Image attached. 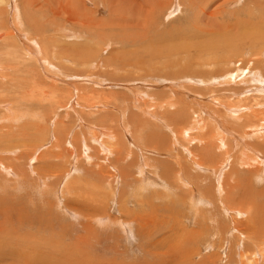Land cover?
Returning <instances> with one entry per match:
<instances>
[{
	"label": "rangeland",
	"instance_id": "rangeland-1",
	"mask_svg": "<svg viewBox=\"0 0 264 264\" xmlns=\"http://www.w3.org/2000/svg\"><path fill=\"white\" fill-rule=\"evenodd\" d=\"M23 1L24 0H19V1L17 0L18 6L21 10L24 7V5L27 6L26 8L24 7L23 8L24 11L23 10L22 11L24 12L26 18L28 19L24 18V20L26 19L23 23V25L25 24L23 26L24 28L20 29V32H22L23 31L22 29H24L22 33L23 35L24 34L27 35V36L24 35V38L18 37L17 33L12 29V27H10L11 26L10 21H11L12 15L9 13L8 9H5L4 14H3L4 24L6 25V27H7V24H9L8 29L14 32L13 33L14 44L16 46L17 53L20 55L19 60L21 62H18L17 67L14 68L12 62L1 63L2 61H0V70L4 69L0 73V104L9 103L12 105V107H14L20 112H26L27 114H31V115L33 113L38 114L39 116H41L40 120L38 118L34 124L42 123L46 125V127L48 126L49 129H51L54 123L57 121L56 116L59 115L60 117L59 116L58 117L62 120L63 119L62 116H64V114L67 112L71 116V122L67 124L69 128L70 126L74 127L73 130L76 128L75 133H78V131L83 132L82 136H84L87 140L88 130L80 124L79 122L80 120H78L77 114L71 111V108H73L76 112L79 109L76 106H74V103H76V95H75L76 91H74L75 87L84 86L88 88H93L96 90L98 94L100 93L113 94L114 93L113 96L116 99L120 98V96L122 95H123L122 98H124L125 96H127V98L129 97V101L128 99H126V101H128L129 103L125 102V100L119 99L120 101L117 100L116 102L110 103L109 106H107L105 109L104 107H99V108L96 107L97 109L94 108L93 110L89 109L90 110L89 112L95 115L99 112L98 111L99 109L100 111H104V110H107V108L109 107L108 110H110L112 114L115 113L114 116L117 118L120 117L119 113L123 111L122 115H123V120L125 121L129 117H132V116L134 117L135 116L134 114H137V115L139 114L141 116L140 112L142 110H145V106H149L150 104H153V103L155 105L157 104L156 102L159 103L160 100L169 98L170 102L177 101V103L173 102L174 105H171L170 107L171 109H167L168 111L161 110L160 111L161 113L166 112L168 115L167 117L158 115V119L160 120L158 119L157 121L152 120L153 121L152 122L151 120H149L150 118H148V116H144V123L142 126H137L135 122H133V124L131 125L129 122L127 123L130 128V133L133 132L132 134L133 136L129 134L128 137H126V139H123V141L125 142L127 140V142L130 143V141L133 140L137 145H139V147H143V148H145L146 146H150V147H148L147 149L148 151H146V153H139L140 151L138 152V150L133 148L132 159L127 160L126 161L127 163L126 162L124 163V166L126 168H124L121 171V178H119L118 174H116L118 172H115L116 171L115 168L117 167L119 168L120 164L122 163L121 160L116 161V156H111L107 159L105 158L102 159L101 158L102 156L100 157V155H98L95 158L94 162H92L91 164H87L83 156H81L82 158L78 156L79 152L82 150V146L80 142L77 144V147L75 148L74 165L77 171L70 179V181L73 182V187L64 186L63 188H61V185L59 184V180L64 175V172L70 169L72 165V162L70 161L69 158L66 160L62 159L61 161L51 160V159L50 160L42 159L41 161H36L35 163L34 161L29 162V160L27 161L26 159H25L26 161H23V162L20 161L19 163H22L23 170L29 176V179H28L29 181L27 184L28 187H26V183H25L26 181L23 183L24 187L22 188H13L14 186L13 181L10 180V182H8L10 178H7V177H5L3 180L0 181V184L3 185V188H7L8 190V191H3L2 188L0 189V223H2L3 221H6L11 216L12 219L10 220L13 221L15 227H18V225L21 223L34 224L32 217L30 215L38 210L43 211L46 214V211H48L49 209L51 212L50 216H52L51 217L52 223L54 226H56V228L50 227L47 224L48 221L45 222L43 220H41L37 224V226L39 225L40 228H42L43 226H46L42 229L48 228L49 230H51V232L52 230H54L53 234L57 238L53 237L52 239L56 238L55 240H57L59 238L58 240H59L60 245L59 247L56 245V243H53L52 245L53 247L57 246V249L61 257L69 261L71 264H75V261L80 262V260L84 258H86V260L91 259L93 260V264H97V261L95 260V258H93V255H91L89 252L86 251V255L82 257L81 254L80 253L78 254V251L75 250V246H74V244H76L74 243L75 236H77V234L81 235V232H82L81 231L82 229L81 228H80L81 230L79 229L80 225H75V228L71 234L72 237L74 238L73 241L70 240L68 236L69 233L65 234L66 232L62 230L66 228V226H69V224L75 220L71 219L70 217L68 218V216L63 213L62 209L60 208V203L62 204L66 203L67 205L74 203L75 204L74 206H77L76 204L77 201H75V199H78V202L80 200H84L82 207L86 208L89 203L90 198H93L94 200H100V202L99 203L97 202L98 204L96 203L92 207L94 206L95 207L96 206L106 207L107 211H110L109 212L110 216L115 217L117 216V213L115 211V204H113V201L111 200L112 198L110 199L111 196H110L109 190H115L117 191V193L118 191L120 192L122 191L123 197H121V200L125 199L127 201L128 207L132 206V208L136 209V206L134 205L135 203L137 207H140V206H143V207L147 206L150 208L153 207L155 210L158 209L156 212H153V214L155 213L154 215L157 218V220L159 219L171 220L172 222L173 221L178 222L179 224H181V226L185 227L184 229L186 233L184 232V235H186L185 237H188L189 241L192 244L189 245L188 247H184V246L179 247L182 253L181 252L177 253V251L176 253H173L171 251V255L174 257V264L175 262H177L178 259H180V255H184V254L190 255V257H192L191 262L193 264H197V263L199 264L202 262L204 264H238L239 262H237L238 260L236 256L232 257L231 259L232 261L228 260V256H229L228 254L233 253L231 252V248L233 249V246H234L235 248L237 247V249H240L238 247L239 246L238 242L243 243V248L246 247V245H248L250 249H252L257 243H260V242L255 241V239L259 237L256 234L257 225L255 223L256 222L264 223L263 221L264 211H262L264 210L263 209L264 207V181L258 182L257 180H255L253 176H251L252 171H254L253 168L255 166H260V165L259 164L245 165L244 163L237 164V158H238V163H239V157H240V153L242 149L241 142H244V141H237V143H235V141L231 139L233 135L230 136L232 146H230L229 149L231 152L229 151V155H226V157L223 156L224 160L228 161V163H227L226 168L222 167L223 171H222V176H221V185L222 186L224 185L225 187L226 184L224 181L226 179H229L230 180V182L228 183L229 186L236 187L234 193L231 195L235 198L238 196V194H240V191H243L244 189L246 190L244 191H245L246 196L248 195L247 199L249 198L250 201H253V202L255 200V203H253V202H250L248 199L249 205H251V207L254 206V211L257 213V214L254 213L253 215H250V216L236 217L233 214L226 215L223 213L220 207L217 208L215 207V205H213L212 207L211 206L207 207V208L204 206L203 207L201 206L199 207L200 209L197 208V210L198 209L199 210L198 211L196 210L197 212L195 211L196 212L195 214L193 210H190L189 206L184 204L185 202L183 200H185V198L181 200L182 195L180 194H179L180 196L178 194L177 195L170 194V196H172L171 198L173 199H169L165 197H160V198L151 197L150 195L153 192H159L161 189L149 188L147 191L144 192L138 188V179L136 178V164L139 163L138 161L139 159L137 158L135 162L133 160L135 156L137 155L141 159H143V157L145 156L146 160H149L148 161L149 163L151 162L150 163L151 166L146 169L147 170L146 173H148L147 175L153 176L152 175L153 169L160 166V163L165 159L164 161H166L165 163L167 164V166L169 168L171 167L173 168L172 172H178L181 174L184 173L185 171L187 172L184 179L188 182H191L189 185L186 186L188 187L187 188L188 191H192L195 188H200L196 190V193H199L203 197V195L200 192L204 191L205 193H207L208 190L209 191L211 190L212 194L211 192L210 194L212 195V197L214 196L213 198H215L216 201L221 200V198L218 199L219 179L216 177H213L212 171L211 172L207 171L205 173H201L197 171L196 167L192 165L190 158L186 156V153L185 154L183 153L182 148H185V150L187 151V147L189 146L192 153L196 156L203 157V159L207 162L209 167H216L220 163L223 164L225 162V161L223 162L222 161L223 159H221L220 157V153L223 151L218 150L216 145L208 144L209 148L212 151V153L208 154L202 148L203 143L187 144L186 141L185 142L181 140L176 141L175 134L172 132L171 127L173 126L174 129L179 128L180 125H182L183 127L184 122H188L190 118H195L197 116L206 118L207 115L211 113L212 111L211 109L212 105L210 103V100L212 98H215L216 95L218 94H220L219 95L220 98H227V96L223 94L226 93L229 95L230 93L226 87L220 86L219 84L205 85V84H208V81H206L208 80V77L206 76H208L209 69L212 70L213 66H208V67L205 66V70H202V71H201V67H200V70H198L199 68L197 69V67H199L197 65V62L198 61L202 62L204 60H207V58L203 54H201L202 61L201 59H198V56L195 57V55H198V53L193 50V46L194 44L198 43L200 40L203 39V36H200L202 35L201 33L198 36L197 35L195 36V34H198L197 32H200L199 30L201 28L206 29V30H211V31L214 30L216 32L219 31V34H217L212 39L213 42L206 41L204 43V45L208 44L212 46L211 48L204 47L206 50V53L210 56L211 59L217 57L216 55L217 51H215V49L213 48L212 43H214L216 46H223L229 39L232 38V42H233L232 45H235L237 48L229 52V55L227 57L231 58V55H233L231 58L232 60L243 61L240 66L239 64L237 66L245 68L246 63L248 61L251 60L255 62L254 54L253 56H251V53L249 52V51H252L250 50V43L257 42V45L255 47L256 50H260L261 44H263V43H260V39H259L260 37L257 36V31L260 34V31L264 30V24H263L262 30H257V27L258 28L260 27L259 24L255 25L256 27L254 26V24L259 22V20L262 18L261 16L262 15L264 16V11L261 12L260 8H257L256 6H254L255 4L260 5V3L254 0H65V1L63 0L64 6L61 10H59L60 14L58 13V17L61 16V20L59 21L58 17L54 16L51 10L52 9L53 11L55 9L57 10L58 2L62 0H37L38 2L37 5H34V7L32 8L30 7L29 9H28V5H26L27 0H25L26 4L24 5L22 4V3H25ZM55 1L57 2L55 3ZM20 5L22 6V8ZM35 6L36 7L39 6L38 8H42L43 10L42 9L38 10V8H36ZM45 7L46 9L48 7L52 8L50 11H48L49 9H47L48 14H47ZM25 9L26 10L28 9L30 11L28 10L25 11ZM38 11H39V15H37ZM42 11L43 13L40 14V12ZM75 12L78 15L84 14L86 12H91L93 20L101 19L104 21V22L102 21L103 22L102 25H105V26L100 25L101 26L100 28L103 29L104 27V32H107L106 35L107 36L109 35V36L105 40H102V38H105L102 35H101V38L100 36L98 37L99 42L97 41L98 42L97 46L99 50L103 49V51L100 50L101 53L99 52V55L96 61H94V63H96L94 65H97V67H100L101 65L100 69H98L97 67L90 68L92 64H87V65L83 64V61H81V59L84 58L83 55H88L84 53L83 51L80 53L73 54L67 50V52H69L68 53L69 55L60 60L57 58V56L55 58H52V56H50L52 62L55 63V65H57L59 69H61L62 74L59 72L53 71V70L46 69L42 64H39L37 61L32 63L29 61L22 60L23 59L22 55L24 52L23 43L25 42V45L29 48L30 46L27 44V41L29 40L32 41V39L28 37L27 33H30L29 35L33 36L37 40L40 37L39 36L40 32L36 31L37 32L36 33L35 29L33 28V25L31 24L32 20L44 24L45 19L48 17L47 20H49L52 23L53 17L51 16L53 15L54 18L57 17L55 21L58 24L64 23V28L67 29V31L65 30V33H67V35L79 34L80 36H82L81 39H79L81 40V43L79 44L85 43L84 39L87 40V38L91 40L92 39L96 40L97 35H98V32L96 31L98 30L92 29L91 30L92 33H91V31L89 30L87 31V30L81 29L78 25V22H75L76 20L71 18V15ZM26 13L29 15H26ZM24 14H22L23 17H24ZM42 14H45V15H42ZM50 17L52 19H50ZM62 18H64V20ZM65 18L68 19L69 22L71 23H69L68 21L65 22L66 21ZM248 19L251 22H253V28L247 29L246 32L251 34L252 31H255V33H254L253 38L249 40L250 42L246 43V38L244 39V35L246 34L243 33V29H246V28L243 25L235 26L234 24L247 22ZM62 20L64 22H62ZM28 21L30 22V25ZM46 25L47 24L45 23V25L42 26L45 29V34H44V29H43L41 31V37H42V32H43V38L46 41V44L49 41L50 42L48 43V45H46L45 41L43 43V40H40L41 43L44 44L45 46L49 47V45L52 44L51 41L53 40H57L59 42L58 45L61 43H70V42L75 43L74 37H73L74 39L72 37L71 38L61 37L59 36L60 31L57 30L56 32H54L53 27L51 26L48 27ZM92 26H91L92 28H95L96 26L99 27V25H92ZM250 26L252 25H249L248 28H250ZM237 27L239 29H237ZM47 28L49 31H47ZM105 28L108 31H106ZM14 29L19 30V28H14ZM0 31L4 32L3 28L2 29L0 28ZM93 32H96V33H93ZM222 33L224 34V37L220 36ZM53 34H55L56 37ZM110 35L112 36V38L110 37ZM52 36L55 37L56 39H54ZM197 38H200V39H197ZM34 43L36 42L34 41ZM2 47L4 46L0 44V51L4 50V48ZM37 47H39L38 44L36 45V47H32L34 48L32 50H35ZM55 48L57 47L55 46ZM55 48L50 49V52H54ZM78 48H81V47H78ZM243 48H246V49L242 50ZM29 49H31V47ZM62 50L63 49H55V51L57 52H60ZM84 51H89V50L87 49ZM71 52H72V49H71ZM237 52L239 53V55L241 54V57H238L239 55L238 56L236 55ZM221 54L222 52H220V55ZM225 54L226 53H224L223 55ZM119 57L120 59H118ZM0 58H3L2 53H0ZM24 58L28 59L25 56ZM258 58L262 59L263 61L262 64H264V55ZM106 59L107 61L110 59V63L109 61L108 63L106 61L107 67L104 66L105 65L104 60ZM120 60H122L123 62ZM196 60L198 61L196 62ZM129 63L131 65H129ZM139 64L141 67L139 66ZM195 65H196V68H195ZM248 66L251 67V62L247 65L246 69L249 68ZM7 67L10 68L9 70L13 69V71L7 70ZM24 67H27L26 68L27 70ZM149 67L150 69H148ZM43 69L45 71H43ZM206 70L208 73L205 72ZM218 72L221 74H224L222 68L219 69ZM185 73H187L188 76L190 73H192L193 76H199V77H188L187 76L188 79L191 78L193 81L196 82L194 83V85H191L185 82V78H183L182 80L180 79L181 76ZM92 74H95V75L93 76ZM233 75H239L240 78L238 79L243 80V81H246L250 77L247 72L244 73V75L235 74L234 72ZM45 76H47V78ZM177 77H180V78H177ZM29 79H33V81L35 82ZM53 79H54V82H53ZM99 80H106L104 81L105 85L103 84L100 87L94 85L93 87L92 82L99 81ZM132 80H135V81H132ZM262 80L264 81V79ZM240 82L238 81L237 83L241 84ZM107 84H113L114 86L109 87V85ZM53 85L61 89L57 93L58 96L59 94L61 95V99H62L61 102L67 103L70 97L69 92H71V96L73 95V97L70 103L68 102L67 105H63L60 108L54 107L56 112L54 111V113H51L50 110H48L49 105H50V100L42 102L41 104H37L36 102H34V100L29 95L31 92H32L31 93L32 95L40 94L42 91L49 90V88H51V86ZM241 86L240 88L242 91L248 90V92L245 93L244 95L245 98H250V99L254 98L257 100L264 101V92L260 93V95H256L255 93L249 92L250 85L249 86L241 85ZM7 88H8V92L7 91L4 92L3 90ZM131 89L139 92L141 94L140 96H142V97L139 96V98L136 99V102H134L135 100H133L135 98V95L131 93ZM231 92L233 94H236V92L234 91H231ZM143 93L145 94L143 95ZM250 94H253V95L249 96ZM197 96L200 98L198 100L199 105L192 104V101H196L198 99ZM244 96L241 98H244ZM141 98L143 99L141 100ZM25 100H29V101L25 102ZM53 101H56V99H53ZM79 103H81L80 100H79ZM126 103L129 105V107ZM134 103H136L140 107L136 108V106H134L135 105ZM200 105L202 108L205 109L203 112L199 111ZM174 108L177 110H175ZM262 108H264V106ZM1 109L2 108H0V115L5 113L4 109L2 110ZM86 112H87V109H86ZM250 113H253V111H250ZM178 114H182V117L180 119H176V116ZM43 115H46V117L48 116L47 117L48 119L45 120L43 118ZM191 115H195V117H191ZM54 118L56 119V121L54 120ZM134 119H137V118L134 117ZM116 121L117 120L115 119L114 124L116 123ZM191 121L192 120H190L189 122ZM89 122H92L94 124H99L93 121H89ZM65 123H68V122L66 121ZM87 125L90 126L89 124ZM163 125L165 129L163 128ZM166 125L168 126L166 127ZM119 126L121 127V125ZM16 128L17 127H15V129ZM18 130H21V129H18ZM241 131L242 130L236 131L234 134L241 135L242 134ZM171 134L172 136H170ZM199 136L200 138L203 139V142H205V139H206L204 138L205 135L199 134ZM255 136H256L255 140H258L259 142H262L264 139L263 137L264 133H261V134L259 133L258 135H255ZM141 137H144L146 141L142 143V140L140 139ZM148 140H151V141H148ZM50 142H52L51 138L49 139V142L46 145V148L47 147L49 148L51 146ZM245 142L247 143L246 140ZM84 143L86 142L84 141ZM248 143L257 144V142H255L253 139L248 140ZM151 144L152 145L154 144L156 146L153 148ZM262 145H263L262 148H258V146L255 145L254 147L255 149L253 150L256 152L251 153L250 150L249 151L247 150L251 155L247 151H244V152L248 153L250 156H253V157H256L260 153V155L263 156L260 158H262V161L264 162V150H262L264 149L263 148L264 144ZM158 146H159V149L169 148L170 150H172L174 148L173 151L175 152L171 151V154H170L167 152H161L162 150L159 152L154 151V149L158 148ZM179 153H182L183 156L178 155ZM88 154H89V151L87 150V155ZM179 160H183L181 163V166L176 167V164ZM131 163L134 165L132 166ZM94 164H97L99 166H96ZM218 167H221V166H218ZM35 168L39 169V172L42 177L49 179V181L47 182V186L42 187V188L39 187L36 176L32 175L30 172V170L34 171ZM111 169L115 172L114 176H116L115 180L113 181L114 182L113 186L111 188H108L107 186H105V188H103L104 190L102 189L100 191L102 196H100V198L98 199L96 198L97 194L94 191L97 186L96 182L98 181H95L89 184L90 180H95L98 177L102 179L104 171H110ZM93 170H96L100 173L92 172ZM158 170H161V168H158ZM159 173L162 175V171H160ZM250 176L253 178H251ZM161 179H164V178L161 176ZM8 184L10 186H7ZM238 185H240L239 189H237ZM182 187L185 188L184 186ZM225 189L227 190L228 186H226ZM214 190L215 191L218 190L217 193ZM102 191L104 192L102 193ZM56 196H59V197L56 198ZM149 196L151 199L149 198ZM231 196L230 195L228 196L229 201H227L226 203H229L231 207H236L238 203L235 201L237 203L236 204L234 202V198H232ZM73 198H74V201H73ZM102 198H106V200L104 199L102 200ZM203 198H206V197H203ZM230 198L233 200H231ZM67 199H70V201L69 202L65 201ZM146 202H148V204H146ZM213 203L218 204L215 201H213ZM50 206H51V209H50ZM20 207H23L21 212L18 211ZM13 209L15 212L13 211ZM129 210H130L129 214H133V213L135 214V211L137 209L135 211H133L132 209H129ZM146 211L148 212L150 210L147 209ZM97 215L101 216L100 214H97ZM70 219L72 221H70ZM59 220L62 225H58ZM214 220H216L217 223L211 222ZM77 221H79V219H77ZM187 221L189 222V224H186ZM115 222H123V221L118 220ZM115 225L119 227V225L117 224ZM200 225L202 227H200ZM245 228H249L254 231V234L252 235L251 239L247 238L245 234H240V231ZM7 230L8 232L6 234L5 232H3L2 229H0V242L3 243L2 251L5 253V256L11 255L12 253H15L16 255V254L22 253L24 250L25 252H29V250L38 251L37 253H42L45 250V246L47 244L43 243L44 239H42V237H40L39 235H38L39 236L38 239H40V241L39 240L38 241L40 243H38L37 241L36 245H34L33 243H27L25 245L26 241L24 240V235L26 236L28 234L13 233V232H10L8 228ZM30 234H32V231L30 232ZM42 234H45L43 235V236H46L44 238H48V235H46V232L45 233L42 232ZM162 236L163 235H161L160 237V235H158L157 238L158 237L162 238ZM52 239L50 237L48 238L49 241H52ZM244 239H249V240L245 241ZM262 240L264 241V239ZM139 243L142 244L141 241L137 240V244ZM132 244L133 242H131V245ZM170 245H172V242H170V238H169L167 242V246H169L170 248ZM50 249H52V247H50ZM64 249H67L69 258H67L68 256L64 254ZM120 250L122 251L123 249L121 248ZM50 251L54 252V250H50ZM246 256H248V253L246 254ZM246 256H245L246 259L244 258L243 262L245 261L249 264H253L254 261L257 259L256 258L255 260L251 261ZM98 257L99 258L101 257L100 260L102 264L104 263L110 264L111 261H113L114 257L116 256H113L112 254H106V255L98 254ZM155 260L156 259H153L151 261L149 260V264H154ZM126 261H127V258H126ZM129 261L131 262V260ZM139 261L141 263V259H139ZM7 262L10 263L11 260L9 259L7 260ZM165 264H168V262H165ZM260 264H264V261L263 263L260 262Z\"/></svg>",
	"mask_w": 264,
	"mask_h": 264
},
{
	"label": "bare ground",
	"instance_id": "bare-ground-1",
	"mask_svg": "<svg viewBox=\"0 0 264 264\" xmlns=\"http://www.w3.org/2000/svg\"><path fill=\"white\" fill-rule=\"evenodd\" d=\"M64 1L62 0V1L58 2V5H57L58 9L57 10L55 9L56 11L55 10L53 11V9L49 8V7L47 8V9H49L48 11H50L52 9L51 12H53V15L58 17V13L60 14L59 10H61L64 6ZM254 1H258L260 3V5L255 4L254 6H256L257 8H260L261 12L264 11V0H254ZM23 2H25V3H22L23 5L26 4L25 0ZM56 2L57 1H55V3ZM37 3H38L37 0H27L26 5H28V9H29L30 7L31 8L34 7V5H37ZM24 7L26 8L27 6L24 5ZM38 7H36V8H38ZM21 8H22V6H21ZM23 8H22V10L24 11ZM5 9H8L9 13L12 15L11 21H10V25H11L10 27H12V29L17 33L18 37H20V38H24L25 34L23 35V33H22L24 31V29H22L23 30L22 32H20V29L24 28L23 26L25 24L23 25V23L28 18H26L24 12L19 8L17 0H8V1L7 0H0V28L1 29L3 28V31H4V32H1L2 30L0 31V39H1L0 44L2 46H4V47H2V48H4V50L0 51V53H2V57H3V58H0V61H2L1 63L12 62L13 67L16 68L17 63L21 62L19 60L20 55L17 53L16 46L14 44V35H13L14 32L12 30L8 29L9 24H7V27L4 24L3 14H4ZM39 9H42V8H38V10ZM45 9H46V7H45ZM47 9H46V11H47ZM20 10H21V12H20ZM27 10L25 9V11H27ZM28 11H30V10H28ZM48 11H47V14H48ZM41 13H43V11L40 12V14ZM22 14H24V17L22 16ZM26 15H29V14L26 13ZM37 15H39V11H38ZM42 15H45V14H42ZM42 15H41V17H42ZM49 15H51V14H49ZM53 15L51 16V17H53V19L50 17V19H52V23L49 20H47L48 17L47 18L45 17L46 18L45 23L47 24L46 26L53 27L54 32H56L57 30L60 31L59 36H61V37H70V38L74 37L75 43H72V42L61 43L58 45L59 42L57 40H53V41H51L52 44L49 45V47L45 46L40 41V40H43V43L45 41L43 38V32H42V37H41V31L44 29L42 26L45 25V23L42 24L40 22L32 20L31 24L33 25V28L35 29V32L36 31L40 32L39 36L41 37V39L39 37V39H38L39 41H38L33 36H30L29 35L30 33H27L28 37H30L32 39V41L31 40L27 41V44L31 47V49H29L30 47L28 48L24 42L23 43L24 52L22 55L23 59H22V57H21V59L23 61H29L32 63L37 61L39 64H42L46 69L53 70V71H56V72H59L62 74L61 69H59L57 67V65H55V63L52 62L50 56H52V58H55L57 56V58L60 60L64 57L68 56L69 52L75 54V53H80L83 51L84 53L88 54V55H83L84 58L81 59V61H83V64L84 65L92 64L91 66L88 65V66H90V68L97 67V65H94V64H96V63H94V61H96V59L99 55V52L101 50V49L99 50V48L97 46L98 42H99L98 37L100 36V38H101V35H102L103 37H105V38H102V40H105L109 36V35L108 36L106 35L107 32H104V27H103V29L100 28L101 27L100 25H102V23L104 21L101 19L93 20L91 12H86V13L81 14V15H78L76 12L73 13L72 15L70 14L71 18L75 19L76 20L75 22H78V25L81 29H84L87 31L88 30L91 31L92 29L98 30V31H96V32H98L96 40L95 39L91 40V39L87 38V40L84 39L85 43L79 44V43H81V40H79V39H81L82 36H80L79 34L67 35V33H65V30L67 31V29L64 28V23L58 24L55 21V19L57 17L54 18ZM21 16L23 17V19ZM261 17L262 18L259 20V22L254 24V26L259 24L260 27L259 28L257 27V30H262V28H263L264 16L262 15ZM24 18H26V19L24 20ZM62 19L64 20V18H62ZM58 20L59 21L61 20V16L58 17ZM63 20H62V22H64ZM65 20H66L65 22H67V21L69 22L68 19L65 18ZM69 23H71V22H69ZM29 25H30V22H29ZM32 25H31V27H32ZM76 25H77V23H76ZM92 25H99V27L96 26L95 28H92L93 27ZM234 25L235 26L243 25L246 28V29H243V33L246 34V35H244V39L246 38V43L250 42L249 40H251L253 38L255 31H252L251 34L247 33L246 31H247V29L253 28V22H251L248 19L247 22L235 23ZM249 25H252V26H250V28H248ZM102 26H105V25H102ZM90 27H91V29H90ZM14 28H19V30L18 29L15 30ZM50 29H52V28H50ZM237 29H239V28L237 27ZM47 31H49L48 28H47ZM106 31H108V30L106 29ZM199 31L200 32H197L198 34H195V36L196 35L198 36L201 33L202 35H200V36H203V39L200 40L198 43L194 44L193 50L198 53V55H195V57L198 56V59H201V61H202L201 54H203L207 58V60H204L202 62H199L198 60H196V62L198 61L197 65L199 66V67H197V69L199 68L198 70H200V67H201V71H202V70H205V66H207V67L213 66V68H214V70L212 68L213 72L209 68H208L209 73L207 72V70L205 71L208 73V76H206V77H208V80H206V81H208V84H205V85L219 84L220 86L226 87L230 93H229V95L226 93L223 94V95H226L227 98H220L219 97L220 94L216 95V97L212 98L211 100L209 98L210 103L212 105V107H211L212 111H211V113H209L207 115L206 118H203L201 116L195 117V115H191V117H195V118H190L189 121L192 120L191 122H189V121L184 122L183 127H182V125H180L179 128L174 129L172 126L171 130L175 134L176 141L177 140H179V141L181 140L184 142L186 141L187 144L203 143L202 148L208 154L212 153L211 149L209 148V145H216L218 150L223 151V152H221L222 154L220 153V157H221V159H223L222 160L223 162L225 161L223 156L226 157V155H229V151H230L229 147L232 146L231 139L233 141H235V143H237V141H244V142H241L242 143V149H241V153H240V157H239V163H238V158H237V164H242V163H244L245 165L259 164L261 167L264 168V162L262 161V158H260L263 156H261L259 153L256 157H253V156H250L251 154L248 152L249 150L251 153L256 152L253 150V149H255L254 148L255 145L258 146V148H262V146H263L262 144H264V139L262 142L255 140V137H256L255 135H258L259 133L260 134L264 133V108H262L264 106V101L257 100L254 98H251V99L245 98L244 95H245V93L248 92V90L242 91L240 88L241 85H243V86L244 85H248V86L250 85L249 92L255 93L256 95H260V93L264 92V81L262 80V79H264V64H262L263 63L262 59L258 58V57L264 55V30L260 31V34L257 31V36L260 37L259 38L260 43H263V44H261L260 50H256V48H255L257 45V42H251L250 43V50H252V51H249V52L251 53V56H253V54H254V57H255V62L250 60L246 63V67H247V65L251 62V67L248 66L250 69L249 68L246 69V67L245 68L238 67L237 65L239 64V66H240L243 61L232 60L231 58L233 55H231V58L227 57L229 55V52H231L232 50L237 48L235 45H232L233 44L232 38L229 39L225 43V45H223V46H216L214 43H212L213 48L215 49V51H217L216 52L217 57L211 59L210 56L206 53V50L204 47L211 48L212 46L208 45V44L204 45V43L206 41H212V39L217 34H219V31L216 32L214 30L211 31V30H206L203 28H201ZM96 32H93V33H96ZM91 33H92V31H91ZM44 34H45V29H44ZM53 35L55 36V34H53ZM25 36H27V35H25ZM220 36L224 37V34L222 33ZM44 37H46V36H44ZM55 37H53V38L56 39ZM110 37L112 38L111 35H110ZM27 39H29V38H27ZM197 39H200V38H197ZM64 40H66V39H64ZM34 41L36 43H34ZM107 41H109V40H107ZM48 43L46 44V41H45L46 45H48ZM37 44L39 45V47H37L35 50H32V49H34L32 47H36ZM16 45H17V43H16ZM55 46L57 48H55ZM78 47H81V48H78ZM20 48H21V46H20ZM52 48L63 49V50L60 52H57L54 49V52H50V49H52ZM86 48L89 51H84V50H87ZM71 49H72V52H71ZM244 49H246V48H243L242 50H244ZM18 50H20V49H18ZM67 50L69 52H67ZM101 51H103V49ZM220 52H222L221 55H220ZM224 53H226V54L223 55ZM135 54H136V52H135ZM236 55L238 56L239 53L237 52ZM242 55H243V53H242ZM24 56L27 57L28 59L24 58ZM238 57H241V54ZM118 59H120V57ZM106 61H107V59L104 60V64H105L104 66L105 67H107ZM108 61L110 63V59ZM108 61H107V63H108ZM120 61H122V60H120ZM123 61H124V59H123ZM125 61H126V59H125ZM231 61H232V63H231ZM135 63H136V61H135ZM194 64H195V62H194ZM129 65H131V64L129 63ZM139 66H140V64H139ZM100 67H101V65H100ZM100 67H97V68L100 69ZM207 67H206V69H207ZM24 68L26 69L27 67H24ZM195 68H196V65H195ZM221 68L223 69L224 74H221L218 72L219 69H221ZM9 69L10 68L7 67V70H9ZM134 69H136V68H134ZM148 69H150V67ZM3 70L4 69H1L0 73ZM29 70H30V68H29ZM210 70H211V72H210ZM9 71H13V69L9 70ZM43 71H45V70L43 69ZM234 72H235V74H243V75H244V73L247 72L250 77L246 81H243V80L238 79V78H240L239 75H233ZM92 75L94 76L95 74H92ZM86 76H88V75H86ZM96 76H97V74H96ZM187 76H188L187 73H185L181 76V78L180 77H177V78H180L181 80L183 78H185V82H187L191 85H194V83H196V82L193 81L191 78H189L190 80H192V81H190L187 78ZM45 77L47 78V76H45ZM188 77H199V76H193L192 73H190ZM155 79H157V78H155ZM29 80L33 81V79H29ZM104 81H106V80L93 81L92 82L93 87H94V85L99 86V87L102 86L103 84L105 85ZM132 81H135V80H132ZM236 81L237 82L242 81V82H240L241 84H238ZM33 82H35V81H33ZM53 82H54V79H53ZM107 85H109V87L114 86L113 84H107ZM32 90H30V91H32ZM60 90H61L60 88L53 85V86H51V88H49V90L42 91L40 94L32 95L31 94L32 92L30 93V91H29V93H30L29 96L37 104H41L42 102L50 100V105H49L48 110H50L51 113H54V111H55L54 107L60 108L63 105H67L68 102L69 103L71 102V99L73 97V95L71 96V92H69L70 97H69L67 103L61 102L62 101L61 95L59 94V96H58V94H57L58 91H60ZM3 91L8 92V88L4 89ZM74 91H76V94H75L76 95V103H74V106H76L79 109L76 112L73 108H71V111L73 113L75 112L77 114L78 120H80L79 121L80 124L88 130L87 140L84 136H82L83 132L78 131V133H75L76 128L74 130H73L74 127L70 126V128H69V126L67 124H69L71 122V116L67 112L64 114V116H62L63 117L62 120L59 118L60 117L59 115H58L59 117L56 116L57 121L54 118V120L56 122L54 123L53 127L51 129H49L48 126L46 127V125H44L42 123L34 124L38 118L40 120L41 116H39L38 114L33 113L31 115V114H27L26 112H20L17 109H15L14 107H12V105L9 103L0 104V108L4 109V111H5V113L0 115V181L3 180L5 177L10 178L8 182H10V180L13 181V185H14L13 188L24 187L23 183L26 181L25 182L26 187H28L27 184L29 181L28 180L29 176L23 170V165H22V163H19L20 161L23 162V161L29 160V162L34 161V163H35L36 161H41L42 159H45V160L51 159V160H60L61 161L62 159L66 160L69 158L70 161L72 162V165H71L70 169H68L67 171L64 172V175L59 180V184L61 185V188H63L64 186L73 187V182H71L70 179L72 178V176L77 171L75 169V165H74V163H75V148L77 147V144L79 142L81 143L82 150L79 152L78 156L79 157L83 156V158L85 159L87 164H91L92 162H94L95 158L98 155H100V157L102 156L101 157L102 159L103 158L107 159L111 156H116V161L121 160L122 163L120 164L119 168L118 167L115 168V170H116L115 172H118L116 174H118V177L121 178V171L124 168H126L124 166V163L127 160L132 159L133 148L138 150V152L140 151L139 153H146V151H148L147 150L148 147H150V146H146L145 148L139 147V145H137L131 139H130L131 140L130 143L127 142V140L125 142L123 141V139H126V137H128L129 134L130 135L133 134L132 131H131L132 133H130V128H129V125L127 123L129 122L131 125V124H133V122H135L137 126H142L144 123V116H148V118H150L149 120H151V121L152 120L157 121L158 115L167 117L168 114L166 112L161 113L160 111L171 109L170 108L171 105H174L173 102H175V101L170 102L169 98L160 100V102L159 103L156 102L157 104H155V105L153 103V104H150L149 106H145V110H142L140 112L141 116L139 114L138 115L134 114L135 115L134 117H136L139 120L134 119L133 116H132L133 118L129 117V115H128L129 118L125 121V120H123V115H122L123 111L119 113L121 118L120 117L117 118L114 116L115 113L112 114L110 112V110H108L109 107L107 108V110H104V111H100V109H99L98 110L99 112L97 111L98 113L95 115H93V113L89 112L90 111L89 109L93 110L96 107L97 108L104 107V109H105L107 106H109L110 103L116 102L119 99L125 100V102L129 103L128 102L129 97L127 98V96L124 95L125 97L122 98L123 97V95H122V96H120V98L116 99L113 96L114 93L113 94H111V93H106V94L100 93V94H98L95 89L84 87V86L83 87H75ZM231 91L236 92V94H233ZM131 93H133L135 95V98L134 99L132 98V99L135 100L134 102H136V99L139 98V96L141 94L139 92L133 90V89H131ZM144 94L145 93H143V95ZM247 95H246V97H247ZM252 95L253 94H250L249 96H252ZM243 96L245 99L241 98ZM140 97H142V96H140ZM197 98L198 99L196 101H192V104L199 105L198 100L200 98L198 96H197ZM53 99H56V101H53ZM126 99H128V101H126ZM142 99L143 98H141V100ZM79 100L81 101V103H79ZM133 100H131V101H133ZM28 101L29 100H25V102H28ZM175 103H177V101ZM134 104H135L134 106H136V108L140 107L136 103H134ZM127 105H126V107H127ZM128 107H129V105H128ZM199 107H200L199 111L203 112L205 110L204 108L201 107V105ZM110 108H111V106H110ZM190 108H192V107H190ZM66 109H68V108H66ZM86 109H87V112H86ZM128 109H130V108H128ZM102 110H103V108H102ZM175 110H177V109H175ZM84 111H85V113H84ZM250 111H253V113H250ZM125 114H127V113H125ZM47 117H46V115H43V118L45 120L48 119ZM181 117H182V114H178L176 116V119H180ZM92 118H94V119H92ZM44 119H42V120H44ZM115 119L117 121L114 124ZM65 120L68 123H65L66 122ZM158 120H160V119H158ZM89 121L97 122L99 124H94V123L89 122ZM86 122H88V123H86ZM87 124H89L90 126H88ZM119 125H121V127ZM167 126L168 125H166V127ZM15 127H17L18 129H21V130H18L17 128L15 129ZM163 128H164V125H163ZM239 130H242L241 131L242 134L240 133L241 135L234 134L236 131H239ZM199 134L205 135L204 136V138H206L205 142H203V139L200 138ZM154 135H155V133H154ZM231 135H233V136L230 139ZM170 136H172V134ZM151 137H153V136H151ZM155 137H156V135H155ZM50 138L52 139V142H50L51 146L49 148L48 147L46 148V145L48 144ZM183 138H184V140H183ZM259 138H261V137H259ZM140 139L142 140V143L146 141L144 139V137H141ZM148 139H150V138H148ZM252 139L255 142H257V144H249L248 140H252ZM245 140L247 141V143L245 142ZM84 141L87 144L84 143ZM148 141H151V140H148ZM152 141H154V140H152ZM233 141H232V143H233ZM148 144H149V142H148ZM152 146L154 148L156 145L153 144ZM173 149L172 150H170L169 148L159 149V146H158V148L154 149V151L159 152L162 150L161 152H167V153L171 154V151H173ZM87 150L89 151L88 155H87ZM262 150H264V149H262ZM182 151L184 154L186 153V156L188 158H190L192 165L194 167H196L197 171H199L201 173H205L207 171L208 172L212 171L213 177H216L219 179V181H220V182L218 181L219 191L217 190L219 195L218 194L217 195H218V199L221 198V200L216 201L215 198H213L214 196L212 197V195H211L212 194L211 190L210 191L208 190L207 193H205L204 191L200 192L203 195V197H206V198H203L199 193H196V190L200 189V188H195L192 191H188L187 190L188 187H186V186L189 185L191 182H188L184 179L187 172L185 171L182 174L178 173V172H172L173 168L172 167L169 168L167 166V164L165 163L166 161H164L165 159L160 163V166H158L159 165L158 164L157 165L158 167L153 169V173H152L153 176L147 175L148 173H146L147 172L146 169L151 166L150 165L151 162L149 163L148 162L149 160H146L145 156L143 157V159H141L137 155V156H135L133 161L135 162V160H137V158L139 159L138 160L139 163L136 164V178L138 179V188L144 192L147 191L149 188L161 189L162 191L160 190L159 192H153L150 195L151 197H156V198L165 197V198L173 199V198H171L172 196H170V194H173V195H177V194L179 195L180 194V195H182L181 196L182 198L180 197L181 200H183V198H185V200H183L185 202L184 204L189 206L190 210H193L194 212L197 210V208H199L201 206L202 207L204 206L207 208V207H210V206L212 207L213 205H215V207H217V208L220 207L222 209L223 213L226 215L233 214L236 217H244V216L253 215L254 213L257 214L254 211V206L251 207V205H249V203H248L250 201V199L248 198L249 199V201H248V199H247L248 195L246 196V194H245L246 190L245 189H244L245 191L244 190L240 191V194H238V196L235 198L231 195L234 193L236 187L229 186V184H228L230 182L229 179H226L224 181L226 186H228L227 190L225 189L226 186L224 187V185L223 186L221 185V176H222V171H223L222 167L226 168L228 161H225L223 164L220 163L218 166H221V167H218V166L209 167L207 162L203 159V157L196 156L192 153L189 146L187 147V151L185 150V148H182ZM244 151H247L250 155ZM173 152H175V151H173ZM178 155L183 156L182 153H179ZM230 156H231V154H230ZM182 161L183 160H179L176 164V167H180ZM71 162H70V164H71ZM174 162H175V160H174ZM94 165L99 166L97 164H94ZM133 165L134 164H132V166ZM260 166H255L253 168L254 171H252V173H251L252 174L251 176H253L255 178V180H257L258 182L264 181V169L261 168ZM158 168H161V170H158ZM160 171H162V175L159 173ZM30 172L32 175L36 176L37 181H38V185L40 188L47 186V182L49 181V179L42 177L38 168H35L34 171L30 170ZM92 172H98V171L93 170ZM112 172H114L112 169L110 171H104L102 179L100 177H98L95 180H90L89 184H91L92 182L98 181V182H96L97 186L94 190L95 193L97 194L96 198L99 199L100 196H102L100 191L103 188H105V186H107L108 188H111L113 186V183H114L113 181L115 180L116 176H114L115 172L114 173H112ZM98 173H100V172H98ZM93 174H95V173H93ZM95 175H97V174H95ZM161 176L164 179H161ZM253 177H251V178H253ZM167 178H169V179H167ZM193 180H194V178H193ZM117 181H118V179H117ZM182 183H183V185H182ZM7 186H10V185L8 184ZM182 186H184L185 188H183ZM239 187H240V185H238L237 189H239ZM1 188L3 191H8L7 188H3L2 184H0V189ZM217 191H215V192L217 193ZM103 192L104 191H102V193ZM160 192H162V193H160ZM177 192H179V193H177ZM210 192H211V194H210ZM107 193H105V194H107ZM109 193H110L111 197L108 195H106V196L110 197V199L112 198L111 200L113 201V204H115V211L117 213V216H115V217L110 216V214H109L110 211H107L106 207H102V206L92 207L97 202L98 203L100 202V200H94L93 198H90L89 203L87 205L88 208L82 207L84 200H80V199L79 200L82 203L80 201L78 202V199H75V201H77V203H76L77 206H74L75 205L74 203H71L70 205H67L66 203L65 204L60 203V208L62 209L63 213L65 215H67L68 218L70 217L71 219L75 220V221L71 222L69 224V226H66V228L62 229L66 232L65 234L69 233L68 236H69L70 240L73 241V239H74L71 234L75 228V225H80L79 229L80 228L82 229V230L81 229L80 230L83 233L81 232V235L77 234V236H75V239H74V243H76V244H74L75 250H77L78 254L80 253L82 257H84L86 255V251H87L91 255H93V258H95V260L97 261V264H102L101 260H100L101 257L99 258L98 254H101V255L112 254L113 256H116V257H114V260L111 261L110 264H149V260L151 261L153 259H156L154 264H165V262H168V264H174V257L171 255V251L173 253H176V251H177V253H179V252H181L179 247H181V246L188 247L189 245L192 244L189 241L188 237H185L186 235H184V232L186 233L184 226H181V224H179L178 222H175V221L172 222L171 220H165V219L164 220H161V219L157 220V218L154 215L155 213L153 214V212H156L158 209L155 210L153 207L150 208L147 206L137 207V205L135 203L134 205L136 206V209H137L136 210L135 208H132V206L128 207L127 201L125 199L121 200V197H123L122 191L121 192L118 191V193H117V191H115V190H109ZM225 193L228 195H226ZM155 194H157V195H155ZM229 195L232 198H234V202L236 201L238 203L237 204L235 202L237 204V206L235 205L236 207H231V205L229 203H226L227 201H229V197H228ZM150 196H149V198H150ZM58 197L59 196H56V198H58ZM103 199L106 200V198H102V200ZM231 200H233V199H231ZM252 200H254V199H252ZM65 201L69 202L70 199H67ZM73 201H74V198H73ZM213 201H215L218 204H214ZM250 202H253V201H250ZM253 203H255V200ZM146 204H148V202H146ZM134 205H133V207H134ZM146 207L150 211L147 212ZM22 208L23 207H20L18 209V211L21 212ZM128 208L132 209L133 211L136 210L135 214L134 213L129 214L130 210ZM50 209H51V206H50ZM263 209H264V207H263ZM13 211H14V209H13ZM262 211H264V210H262ZM196 212H195V214H196ZM50 214H51V212L49 209H48V211H46V214H45V212L40 211V210L35 211L34 213H32L30 215L32 217L34 224L21 223L18 225V227H15L13 221L10 220V219H12L11 216L6 221H3L2 223H0V229H2L3 232H5L6 234L8 232L7 228L9 229L10 232H13V233L28 234L26 236L24 235V240L26 241L25 245L27 243H33L34 245H36L37 241L38 240L40 241V239H38L39 236L42 237V239H44L43 243L47 244L45 246V250L43 251L44 253L43 252L37 253L38 251H31V250H29V252H25V250H24L22 253H19L16 255H15V253H12L11 255L5 256V253L2 251L3 243L0 242V264H19V263L20 264H71L69 261H67L66 259L61 257V255L57 249V246L59 247V245H60L59 240H58L59 238L57 240H55L57 237L54 236V234H53L54 230H52V232H51V230H49L48 228L42 229L46 226H43L42 228H40L39 225L37 226V224L41 220H43L45 222L48 221L47 224L50 227L56 228V226H54L52 223V220H51L52 216H50ZM97 214H100L101 216H99ZM71 219H70V221H72ZM77 219H79V221H77ZM118 220H122L123 222H115ZM54 221H56V220H54ZM188 221L186 222V224H189ZM190 221H191V219H190ZM263 221H264V219H263ZM211 222L217 223L216 220L211 221ZM115 224L119 225V227H117ZM255 224L257 225L256 234L259 236L258 238L255 239V241L260 242V243H257L252 249H250L248 245H246V247L243 248V243L238 242L239 243L238 247L240 249H237V247L235 248L234 246H233V249L231 248V252H233L234 254L233 253L228 254L229 255L228 256L229 261L232 259V257L236 256V258L238 260L237 262H239L240 264H249L245 261L243 262V259L245 258L246 254L248 253V256H246V257L248 259H250L251 261L255 260L257 258L253 264H260V262L263 263V261H264V244H263L264 241L262 239H264V229H262V228H264V223L256 222ZM58 225H62L60 223V220L58 221ZM200 227H202V226L200 225ZM31 231H32V234H30ZM42 232H44V233L46 232V235H48V238L49 237L51 239L53 237H56V238L52 239V241H49L48 238H44L46 236H43L45 234H42ZM240 234H245V236L247 238L251 239L252 235L254 234V231L252 229L245 228V229L240 231ZM158 235H160V237H161V235H163V236H162V238L158 237L159 238L158 239L157 238ZM169 238H170V242H172V245H170V248H169V246H167V242H168ZM136 239L141 241L142 244H140V243L137 244ZM244 240L246 241L249 239H244ZM39 241H38V243H40ZM131 242H133L132 245H131ZM53 243H56L57 246L53 247V245H52ZM28 247H26V248H28ZM38 247H40V246H38ZM50 247H52V249H50ZM121 248L123 249L122 251L120 250ZM210 248H211V246H210ZM50 250H54V252L50 251ZM64 254L66 256H68L67 249H64ZM67 258H69V256ZM126 258H127V261H126ZM191 258L192 257H190V255H187V254L180 255V259H178L177 262H175V264H193L191 262ZM9 259L11 260L10 263L7 262V260H9ZM139 259H141V263H140ZM129 260H131V262ZM75 264H93V260H91V259L86 260V258H84V259L80 260V262L75 261ZM104 264H108V263H104ZM199 264H204V263L202 262Z\"/></svg>",
	"mask_w": 264,
	"mask_h": 264
}]
</instances>
